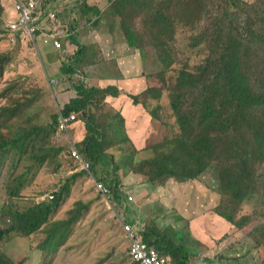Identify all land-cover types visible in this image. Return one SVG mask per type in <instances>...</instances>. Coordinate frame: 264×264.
I'll return each instance as SVG.
<instances>
[{
	"label": "trees",
	"instance_id": "trees-1",
	"mask_svg": "<svg viewBox=\"0 0 264 264\" xmlns=\"http://www.w3.org/2000/svg\"><path fill=\"white\" fill-rule=\"evenodd\" d=\"M133 1L136 11L144 12L142 28L147 33V40L142 39L134 25L127 24L125 15L121 13L127 43L136 49H142L145 44L153 46L165 64L168 80L164 87L148 82L139 93L127 96L133 100L130 106L140 108L141 105L144 114L151 119L165 124L171 121V135L163 143L155 145L159 147V154L152 165L153 170H143L149 165L147 159H136V154L143 149L137 150L140 148L139 139L135 143L129 134V130L135 128L130 127L135 120L116 110L117 87H101L81 79L87 74L80 67L90 68L100 53L94 44L78 47L74 60L62 64L60 76L69 85L66 91L74 90L76 95L52 113L46 126L31 124L34 115L29 114L43 91L22 93L21 78L4 81L9 52L0 53V81H4L0 99L6 101L0 105V157L11 155L18 164L31 161V165L25 166V172L15 177L16 182L7 187V200L0 211V248L8 239L32 237L44 229V224L49 227L45 230L40 249L53 252L67 240L69 226L78 222L90 205L77 201L76 207L68 211L66 220H50L69 198L75 181L87 174L86 170L61 178V186L51 192L54 194L52 200L33 201L42 193L31 195L28 204L19 205L16 200L28 199L24 191L32 185L27 183L29 174L34 166L41 168L47 159L56 163L55 173L60 172L63 166L70 169V164L76 169L79 164L72 157L74 146L90 164L89 171L98 174V180L114 191L115 201L118 206L121 204L120 207L124 205L122 180L118 173L122 167L137 164L138 169L133 171L147 175V181L158 187L169 179L190 182L214 163L222 202L227 203L224 209L222 204L218 206L215 213L236 228H244L247 222H251L245 216L237 219L236 214L249 197H264V0L241 3L237 0H184L183 7L187 13H197V8L200 12L197 22L185 13L187 20L184 26L191 30V38L187 39L190 53L180 52L178 48V22L181 19L171 16L170 0ZM113 8L120 11L116 2ZM88 9L95 15L100 11ZM0 13H3L1 2ZM37 14L38 10L34 16ZM98 23L96 20L94 25ZM182 53H188L183 64L176 62ZM72 79H78V82ZM168 97L171 98L169 103L166 101ZM61 114L78 116L84 124L83 138L78 139L79 134L70 131L68 139L74 141L73 146L68 142L66 145L53 143L55 147L38 153L41 152L38 143L42 141L45 145L48 137L56 135ZM23 116L29 118L26 123L21 121L17 124L18 129L11 130L13 125L10 123ZM144 126L142 123L141 127ZM3 128L9 129L10 133H3ZM136 131H139L138 127ZM168 143L177 145L169 149ZM112 148L124 153L121 159L110 151ZM35 174L36 170L32 176ZM125 209L129 211L126 205ZM152 230L157 236L154 241L143 235L149 246L163 256H170L174 264H188L190 251L187 248L174 244L167 234ZM256 233L259 234L258 245L264 251V226L250 234L254 237ZM129 258L131 264H138ZM0 264L24 263H15L0 252Z\"/></svg>",
	"mask_w": 264,
	"mask_h": 264
},
{
	"label": "rangeland",
	"instance_id": "rangeland-1",
	"mask_svg": "<svg viewBox=\"0 0 264 264\" xmlns=\"http://www.w3.org/2000/svg\"><path fill=\"white\" fill-rule=\"evenodd\" d=\"M7 1L1 0L0 2L2 4ZM16 1L14 5L15 11ZM35 1L38 10L37 15L44 13L46 17L42 19L41 27L56 29L54 32L59 35V39L62 41V49L55 51L57 57L66 56L68 62H70L74 60L75 51L78 47L86 46L90 43L94 44L97 50L100 51L96 58L93 59L91 65H89L90 68L80 67V70L85 71L87 74V77L82 76L81 79L88 84H99L101 87L115 85L119 91V95L116 98V110L125 117L127 115L129 119L135 120L130 127H134L135 124L141 123L144 119V124L150 130L148 138L145 139L148 145L146 146L145 144L143 146L142 137H139L138 144L143 147L137 150L143 149V151L136 154V159H147L149 165L143 170H153L154 166L152 167V165L158 160L159 154L157 151L159 147L155 145L163 143L164 139L171 135V131H169L171 121L165 124L155 118L151 119L150 116L144 114L141 105H139L141 109L130 106L129 103L133 104V100L127 96L139 93L140 90L146 87L148 82L152 85L167 86L165 64L162 63L159 53L153 46L145 44L142 49L130 47L121 21L122 13L126 17L127 24L129 26L134 25L138 33L141 34L142 39L147 40V33L142 28L145 18L144 12L136 11L137 7L136 4L134 5L133 0ZM237 1L241 3L246 1L254 2L256 0ZM115 2L116 8H119L120 11H115L113 8ZM184 2V0H170L171 16H177L182 20L178 22L177 34L180 52H188L190 50L188 37L191 38V30L189 27L184 26L185 20H187L185 13L194 18L195 22L200 16L199 8L196 10L197 13H187L183 7ZM88 8H96L100 11L98 15H95ZM6 9V7L3 8V13H0V53L9 52L3 79L8 81L14 78H21V81H23L22 93L38 92L40 89L43 91L40 92L39 101L34 103L29 110V114L34 115L31 124L46 126L51 121L52 113L63 105V96L69 86L68 82L66 79V81L62 79L63 76H52L53 72L51 68L49 69V63L46 62L40 47L41 44L36 37H31L23 32L13 33L6 30L5 26L11 19V14H8ZM96 20H99V23L94 25ZM69 36H72V38H69ZM75 38H77V45L71 42ZM188 53L179 54L180 59H177L176 62L183 64ZM61 68L62 66H59V70ZM96 76H98V79ZM72 80L78 82V79ZM4 81H0V90L4 86V83L1 86ZM166 101L169 103L171 98L168 97ZM5 102V99H0V105ZM26 119L29 118L23 116L18 121L10 123L13 125L11 130L18 129L17 124L21 121L26 123ZM129 119L128 121H130ZM74 122L79 127H74V129ZM61 125H58L57 128V133L60 132L59 134L56 133L58 137H55L56 135L48 137L45 145H42V141L38 143V148L41 149V152L38 153L55 147L53 143L66 145L68 142L73 146L74 141L68 139L70 131L80 134L84 127L83 122L78 119L77 115L73 122L69 125L66 124V127ZM3 130L5 134L10 133L7 128H3ZM141 132L142 130H139L138 134ZM177 143H168L169 149L170 147L173 148ZM110 151H114L116 157L118 156L120 159L124 154L118 148H112ZM15 153L11 152V154ZM48 161L50 160L47 159L41 168L33 167L27 181L28 184L32 185L24 191L28 199H17L16 202L19 205L28 204L30 196L35 193L42 194L34 198L33 201L39 202L49 199V194L54 191L53 189L61 186V178H65L66 175H70L73 172L81 171L79 165L76 169H73V165L70 164V169L69 166H63L60 172L55 173L56 163ZM27 165H31V161L26 162V164H18L15 157L11 155H8V158L0 157V211L7 200V187L16 182L15 177L25 172V166ZM137 169V164L119 169L118 173L120 174L124 191H122L123 201L128 198V194L124 190L126 186L130 184L144 185V181L148 180L147 175L133 171ZM35 170L36 174L32 176ZM98 179L99 175L92 171H87V174L79 177L72 185L69 198L65 204L51 218L52 220L50 221L66 220L69 216L68 211L76 207L77 201L83 202L86 206L90 205L87 208L88 210L81 214L78 222L69 226L67 240L65 239L63 245L56 251H44L39 248V245L45 239V230L49 227V225L44 224V229L35 233L32 237L8 239L3 243L0 252L4 253L13 262L22 261L24 264H131L128 253L129 244H127L125 233L122 231V222L134 220L135 228L140 226V229L143 230L148 228V221L146 222V220L138 217L139 211L127 212L125 203L120 208L112 198V202H109L101 194V196L98 195L96 190V181H99ZM170 183L174 184V187L170 188L173 189L171 192L170 189L166 188ZM163 186L165 191H162L163 194L155 198L156 202L154 204L157 205L159 203L162 206L161 198L167 199V203L163 205L165 218L153 224L155 227L157 226V230L162 235L167 234V238L174 244L183 245L189 249V261L191 264H262L264 251L258 245L257 236L259 234L256 233L254 237L250 234L251 232L255 233L259 227L264 226V197L262 195L249 197L240 207L239 213L236 214L237 219L245 216L251 220V222H247L244 225V228H246L244 229L236 228L215 213L218 206L222 204L224 209L227 203L222 202L214 163L197 179L184 183L169 179ZM91 200L97 202H91ZM145 202L144 189L142 195L139 194L133 197V200L131 202L128 201L126 205H140L142 208L147 204L150 205L149 202ZM229 204L231 203L229 202ZM197 218L202 223L200 225L192 223L190 226L193 219ZM142 220L146 222L145 227L141 225L144 224ZM2 224L5 225L6 222L3 221ZM173 231L176 233L170 235Z\"/></svg>",
	"mask_w": 264,
	"mask_h": 264
},
{
	"label": "crops",
	"instance_id": "crops-1",
	"mask_svg": "<svg viewBox=\"0 0 264 264\" xmlns=\"http://www.w3.org/2000/svg\"><path fill=\"white\" fill-rule=\"evenodd\" d=\"M12 1L13 0H8L7 2H3L2 3V7L3 8H5V7L7 8L6 9V12L8 14H11V19L7 23L16 22L17 19H18V13L15 11V8H14L15 1L16 0H14L13 2ZM83 2H84V0H83ZM10 3H12V4H10ZM35 18H36V22H37V25H38V28H39V31L40 32H53L54 33V31L56 29H51V28H48V27L47 28L41 27L42 19L46 18L44 16V13L41 14V15H39V16H35ZM7 31H10V30H7ZM10 32H12V31H10ZM13 33H17V32H13ZM69 38H72V36H69ZM76 39L77 38H75L73 40L70 39V40H71L72 43H74L75 45H77L78 42H77ZM39 42L41 44L40 47H41V50H42V54L46 58V62L49 63V69L51 68V71L53 72V75L52 76L53 77H58V75L60 76V72H61L60 70L61 69L59 70V66L61 67L63 63L68 62L66 56H63L61 58L57 57L56 54H55V51H59V50H56L52 45H46V44H44L40 40H39ZM50 61H51V63H50ZM57 61H59L58 62V66H57ZM54 70H56V72H54ZM65 92H66V94L64 96L62 95L63 96V99H64L63 104L68 103L76 95V91H74V90H69V91H65ZM143 117H144V114H143ZM142 123H144V119H143V121L141 123H138L137 125L135 124V128L130 129L129 130V134H130L131 138L133 139V141H135V143H137V139H139V137H142V140H143L142 143H143V146H145V139L148 138V135H149V131L150 130L147 129L146 124H145L144 127L139 126ZM74 127H79V126H78L77 123H75L73 125V128ZM137 127L139 128V130H142V132L140 134H138L139 131L138 132L136 131V128ZM143 128L145 130L144 133H143ZM83 131H84V127H83ZM83 131L79 135H77L78 136V139L83 138V136H84L83 135ZM138 146L139 147H143L140 144ZM119 178H121L120 177V174H119ZM144 182H145L144 185L138 186V185L130 184L129 186H126L125 187L124 190H125V193L128 194V198H127L128 200L126 199L125 201H123V199H124L123 198V192L124 191H123V188L122 187H121V190L123 191L122 192V203H125V205H126V203L128 201L131 202L133 200V197H136L139 194L142 195V191L145 189V201H146L145 203L149 202L150 205L147 204L145 207L143 206V208L140 205H134V204H129L131 208L129 207V205H126V206H128V208H129V211H127V212L131 213V212H136V211L138 212L139 211L140 213L138 212V217L141 218V219H143V220H146V222L148 221V223H147L148 228H144L143 230L140 229V226L136 228V230L138 232V237L143 242H145V243L148 244V242H146L144 240L143 235L146 234L151 241H154L157 238V236H155V233L153 232L155 230H152V229H156L157 230V228H156L157 226L155 227V225L153 223L156 224L159 221H161V219L165 218V214H164L165 209H164L163 205H165V203H167V199H165L164 197L161 198L162 206L159 203L157 205H155L154 204V202H156L155 198L157 196H159V195H162L163 194L162 191H165L164 190V186L162 185V186L154 187V185L151 184L150 182H148V181H144ZM173 187H174V184H172V183H170V184H168L166 186L167 189H170V188H173ZM171 190H173V189H170V192H171ZM112 192H113L112 199L115 200L116 195L114 194V191L113 190H112ZM129 197L132 198V199L129 200ZM111 202H112V200H111ZM120 206H121V204H119V207ZM146 207H149V208H146ZM120 208H122V207H120ZM200 216H203V215H200ZM127 221L130 222V223H132L135 226L134 220H130V221L127 220ZM146 222L143 221L144 224H141V225H143L145 227ZM192 223L197 224V225H200L202 222H201V220L199 218H197V219H193V221L190 223V226L192 225ZM175 233L176 232L173 231V232L170 233V235H173ZM125 240L127 241V244H129V246H130V243H129L128 239L126 238V236H125ZM185 248H187V247L185 246ZM163 257L167 258L168 264H174L172 262V259H171L170 256L169 257L163 256ZM188 264H191V262L189 260H188Z\"/></svg>",
	"mask_w": 264,
	"mask_h": 264
},
{
	"label": "built area",
	"instance_id": "built-area-1",
	"mask_svg": "<svg viewBox=\"0 0 264 264\" xmlns=\"http://www.w3.org/2000/svg\"><path fill=\"white\" fill-rule=\"evenodd\" d=\"M16 11L18 13V19L16 22L6 24V30L12 32H23L31 37H36L38 40L46 45H52L56 50L62 49V43L59 39V35L56 32H40L34 13L37 11V4L35 0H17ZM76 119L75 114L62 115L60 117L59 125L66 127V124H70ZM72 157L78 162L80 170H86L89 172L90 164L84 160L80 152L75 148H72ZM96 190L109 202L113 197V192L110 187L105 185L102 181H96ZM54 194H49V199H53ZM132 198L129 197V200ZM123 232L128 239L129 256L133 262L138 264H168L167 258L163 257L158 250L149 246L138 237V232L135 226L128 222H122Z\"/></svg>",
	"mask_w": 264,
	"mask_h": 264
}]
</instances>
